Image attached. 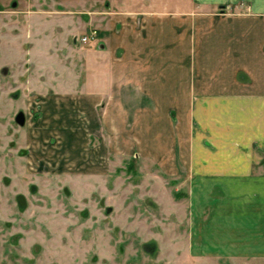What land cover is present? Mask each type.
I'll list each match as a JSON object with an SVG mask.
<instances>
[{
  "label": "rangeland",
  "instance_id": "rangeland-1",
  "mask_svg": "<svg viewBox=\"0 0 264 264\" xmlns=\"http://www.w3.org/2000/svg\"><path fill=\"white\" fill-rule=\"evenodd\" d=\"M101 7L0 0V264H264V241L223 230L218 187L196 208L144 127L104 115L100 39H78Z\"/></svg>",
  "mask_w": 264,
  "mask_h": 264
},
{
  "label": "crops",
  "instance_id": "crops-1",
  "mask_svg": "<svg viewBox=\"0 0 264 264\" xmlns=\"http://www.w3.org/2000/svg\"><path fill=\"white\" fill-rule=\"evenodd\" d=\"M100 4L88 43L100 39L104 115L129 117V134L144 127L150 156L190 180L196 208L218 187L235 240L264 241V0Z\"/></svg>",
  "mask_w": 264,
  "mask_h": 264
},
{
  "label": "built area",
  "instance_id": "built-area-1",
  "mask_svg": "<svg viewBox=\"0 0 264 264\" xmlns=\"http://www.w3.org/2000/svg\"><path fill=\"white\" fill-rule=\"evenodd\" d=\"M97 35V30L95 28H91L86 34L80 36L78 39L80 42H88L89 40L95 38Z\"/></svg>",
  "mask_w": 264,
  "mask_h": 264
},
{
  "label": "water",
  "instance_id": "water-1",
  "mask_svg": "<svg viewBox=\"0 0 264 264\" xmlns=\"http://www.w3.org/2000/svg\"><path fill=\"white\" fill-rule=\"evenodd\" d=\"M17 120L22 123L23 122V115H22V112H19L18 115H17Z\"/></svg>",
  "mask_w": 264,
  "mask_h": 264
},
{
  "label": "flooded vegetation",
  "instance_id": "flooded-vegetation-1",
  "mask_svg": "<svg viewBox=\"0 0 264 264\" xmlns=\"http://www.w3.org/2000/svg\"><path fill=\"white\" fill-rule=\"evenodd\" d=\"M19 112H20V111H19ZM19 112H17V114H16V116H15V120H16V122H18L19 124H22V123L24 122V115H23V113H22V115H23V122L20 123V122L17 120V115H18Z\"/></svg>",
  "mask_w": 264,
  "mask_h": 264
}]
</instances>
